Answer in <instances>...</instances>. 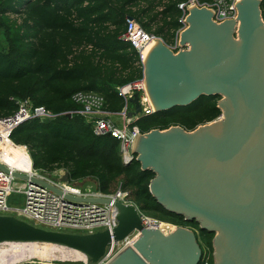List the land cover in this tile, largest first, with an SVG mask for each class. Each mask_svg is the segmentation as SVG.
<instances>
[{
    "label": "water",
    "instance_id": "obj_1",
    "mask_svg": "<svg viewBox=\"0 0 264 264\" xmlns=\"http://www.w3.org/2000/svg\"><path fill=\"white\" fill-rule=\"evenodd\" d=\"M237 10L238 20L223 24L215 23L208 9L192 10L180 39L189 48L175 53L161 40L144 72L154 113L220 96L221 118L191 132L182 127L154 130L141 136L134 153L142 171L155 174L150 192L158 204L214 235V264H264V17L259 0H242ZM131 103L135 110L130 117H135L142 112L139 96ZM14 177L74 203H114L118 226L112 232L73 234L0 215V244L54 245L98 264L113 244L138 232L134 245L111 264L201 263L202 247L188 228L165 234L144 226L134 204L75 198L37 178ZM60 181L69 184L70 174Z\"/></svg>",
    "mask_w": 264,
    "mask_h": 264
},
{
    "label": "trees",
    "instance_id": "obj_2",
    "mask_svg": "<svg viewBox=\"0 0 264 264\" xmlns=\"http://www.w3.org/2000/svg\"><path fill=\"white\" fill-rule=\"evenodd\" d=\"M188 1L0 0V119L18 111L16 100L45 107L57 117L28 121L11 135L16 145L29 149L36 171L49 175L64 170L72 183L94 181L106 195L121 185L141 213L201 232L197 223L186 222L158 204L150 192L155 174L142 171L137 156L124 164L120 143L96 136L92 124L78 114L82 107L72 100L79 92L96 93L105 98V111L121 113L125 101L118 88L144 78L137 51L121 40L128 21L135 20L148 35L174 45L183 27L184 13L178 6ZM262 10L264 17V5ZM220 101V96H204L189 107L143 115L132 126L143 135L172 127L195 131L221 118ZM201 233V247L213 254L214 235ZM14 253H9L10 259ZM37 259L67 261L57 255ZM211 261L214 264L213 255Z\"/></svg>",
    "mask_w": 264,
    "mask_h": 264
},
{
    "label": "built area",
    "instance_id": "obj_3",
    "mask_svg": "<svg viewBox=\"0 0 264 264\" xmlns=\"http://www.w3.org/2000/svg\"><path fill=\"white\" fill-rule=\"evenodd\" d=\"M242 0H214L210 4H202L198 0H190L182 3L178 7L183 11L184 16L180 20L183 25L178 31V39L174 45H169L173 52L178 53L186 50L189 46H182L180 43L182 33L188 29V17L192 10L208 9L213 14V20L217 24L226 21H237V7ZM264 5V0H259ZM162 10V9H161ZM156 39L153 35H148L145 30L135 20L128 21L126 33L121 40L130 44L139 56L138 64L146 67V51L148 46ZM161 40V39H160ZM119 96L125 101V108L121 113L112 114L105 111V98L96 93L79 92L73 96V102L82 107L79 115L86 118L92 124L94 134L98 137H112L120 143V151L124 164L128 165L136 158L134 153L136 143L143 135L138 127L132 125L143 115L154 113L150 105V98L147 93L145 77L141 81L128 84L118 88ZM139 96L142 112L135 117H130L132 106L131 101ZM18 111L7 118L0 119V146L4 143L22 149L21 164L28 162L31 170H26L11 164L5 154H0V166L7 171L0 170V215H13L21 220L33 224L40 228H49L51 231L73 233V234H95L102 231L112 232L118 226L119 211L114 206L101 205L96 203H74L63 196H59L50 189L38 184L19 180L14 177L15 173L27 175L47 182L75 198H106L113 202L120 201L125 204H134L129 200V194L123 191L122 186L112 195L101 193L98 189H83L70 182L62 183L60 180L66 175V171H56L45 175L34 169L33 161L26 146L16 145L11 135L19 126L31 121H46L56 118L51 111L45 107H36L30 100H16ZM118 116L121 123L113 121L112 117ZM19 160V158H18ZM23 162V163H22ZM21 182V183H19ZM13 193H20L25 197V202L21 208L9 206V199ZM135 205V204H134ZM144 226L152 230H161L165 227L174 232L178 226L165 223L141 213ZM47 230V229H46ZM170 232V233H171ZM140 234L135 232L123 243L113 244L107 251L106 256L98 264H111L114 259L128 247L134 245ZM133 244V245H132ZM203 254L200 264H212V253L209 248H202Z\"/></svg>",
    "mask_w": 264,
    "mask_h": 264
},
{
    "label": "rangeland",
    "instance_id": "obj_4",
    "mask_svg": "<svg viewBox=\"0 0 264 264\" xmlns=\"http://www.w3.org/2000/svg\"><path fill=\"white\" fill-rule=\"evenodd\" d=\"M0 44H2V40L0 38ZM1 48V47H0ZM131 112H133L135 109L132 106ZM116 121L120 124L121 120L116 117ZM7 149L11 150L12 148L7 146ZM47 175V174H45ZM21 183V182H19ZM78 187L87 189L92 188V190H96L94 182L90 181H84L83 183H80ZM97 184V183H96ZM121 187V185L118 186ZM117 189V190H118ZM25 202V197L22 194L13 193L12 196L9 199V206L12 208H21ZM153 218V217H152ZM154 219H157L159 221H163V219L154 217ZM168 223V222H165ZM171 224V223H170ZM174 225V224H173ZM188 228V227H187ZM44 229L51 230L49 228L44 227ZM190 230L195 231L194 228H191ZM30 244V243H25ZM39 245H15L12 243H6V244H0V260H6L9 258V253L14 252L13 259L7 261L12 262L15 264H87L85 261V258L81 255V253L78 252H69L64 249H58L55 247L45 246V244L38 243ZM200 244L203 247V241L200 239ZM20 246V247H19ZM59 256L62 260L67 261H45V260H39L37 259L38 256ZM21 262V263H20Z\"/></svg>",
    "mask_w": 264,
    "mask_h": 264
},
{
    "label": "bare ground",
    "instance_id": "obj_5",
    "mask_svg": "<svg viewBox=\"0 0 264 264\" xmlns=\"http://www.w3.org/2000/svg\"><path fill=\"white\" fill-rule=\"evenodd\" d=\"M161 44H162V41L160 39H156L148 46V49L146 51V65L148 64V61H149V58H150L152 52H154V50L156 48L160 47ZM146 87H147V93H148L149 87H148L147 79H146ZM148 95H149V93H148ZM150 105H151L152 109L155 111L156 106L153 104L152 100H150ZM140 144H141V139H139L137 141L136 148H139ZM7 146L11 147L12 149L11 150L7 149ZM0 154H5L6 159L11 164H13L14 166H17L20 168L24 167V169H26V170H31L30 164L28 162L27 163L24 162V164H21L20 162H18V161L23 160V158H21L22 157V149L21 148L13 147L7 143H4L3 145L0 146ZM18 158H19V160H18ZM162 230L165 234H169L172 231V229H167L165 227ZM78 253H80V252H78ZM82 256L85 258V256L83 254H82ZM85 261H86V258H85Z\"/></svg>",
    "mask_w": 264,
    "mask_h": 264
},
{
    "label": "flooded vegetation",
    "instance_id": "obj_6",
    "mask_svg": "<svg viewBox=\"0 0 264 264\" xmlns=\"http://www.w3.org/2000/svg\"><path fill=\"white\" fill-rule=\"evenodd\" d=\"M185 228H187V227H185ZM188 229H191V227H188ZM193 231V230H192ZM195 233H196V235H197V238H198V241H199V243H200V239H201V235H202V233L201 232H199L198 230H196L195 229V231H194ZM201 245V244H200ZM11 256V255H10ZM9 256V257H10ZM13 259V258H12ZM9 260H11L10 258H7L6 260H0V264H15V263H12V262H7V261H9ZM21 263V262H20Z\"/></svg>",
    "mask_w": 264,
    "mask_h": 264
},
{
    "label": "crops",
    "instance_id": "obj_7",
    "mask_svg": "<svg viewBox=\"0 0 264 264\" xmlns=\"http://www.w3.org/2000/svg\"><path fill=\"white\" fill-rule=\"evenodd\" d=\"M116 117H118V116H113V117H112L113 121H115V122H117L116 119H115ZM118 118H119V117H118ZM119 119H120V118H119ZM120 120H121V119H120ZM117 123H118V122H117ZM88 181L91 182V180H88ZM92 182H94V181H92ZM94 184H95V188H96V185H97L96 182H94ZM96 189H97V188H96Z\"/></svg>",
    "mask_w": 264,
    "mask_h": 264
}]
</instances>
